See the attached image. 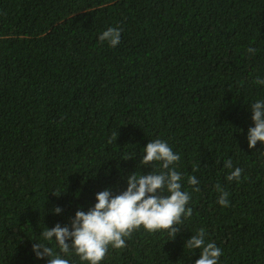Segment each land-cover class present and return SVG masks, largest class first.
<instances>
[{
  "label": "trees",
  "instance_id": "1",
  "mask_svg": "<svg viewBox=\"0 0 264 264\" xmlns=\"http://www.w3.org/2000/svg\"><path fill=\"white\" fill-rule=\"evenodd\" d=\"M109 27L122 29L116 47L99 40ZM257 78L264 0H0V264H47L32 249L55 247L44 228L159 172L140 164L157 138L180 155L192 216L174 239L141 226L100 264H195L185 243L202 227L219 264H264V143L247 140Z\"/></svg>",
  "mask_w": 264,
  "mask_h": 264
},
{
  "label": "clouds",
  "instance_id": "2",
  "mask_svg": "<svg viewBox=\"0 0 264 264\" xmlns=\"http://www.w3.org/2000/svg\"><path fill=\"white\" fill-rule=\"evenodd\" d=\"M122 29L109 27L99 35L101 42L116 47L121 40ZM249 52L255 49L249 48ZM264 84V79L255 81ZM252 121L247 133L249 148H255L257 141L264 143V100H258L251 105ZM115 139L117 134H114ZM141 165L159 162L161 170L147 175L130 174L127 179L126 190L114 194L110 188L96 193V203L87 211L77 210L70 219V225L61 226L58 222L52 228L45 227L40 236L43 241L55 242V247L45 243H34L32 249L37 258L47 257V264H73L65 256L75 253L81 262L100 264L111 247L123 249L129 239L141 226L151 233L166 230L171 239L180 232L186 218L192 216V209L188 207L191 193L182 190V174L173 167L180 160V155L173 151L167 141L155 139L146 144ZM131 157H125L128 159ZM224 167L232 169V161L225 162ZM198 169H193L197 171ZM243 169L234 168L226 177L228 181L241 178ZM188 183L196 186L193 191H199V180L194 175L188 176ZM216 190L220 192L218 203L222 207L229 206V193L219 184ZM168 193L165 195L164 193ZM55 213H61L57 206ZM206 230L202 227L185 243L190 250L200 249V257L195 264H219L223 251L215 242L206 243ZM56 248L59 251H56ZM42 250V251H41Z\"/></svg>",
  "mask_w": 264,
  "mask_h": 264
}]
</instances>
